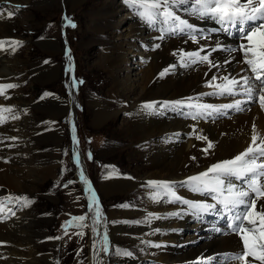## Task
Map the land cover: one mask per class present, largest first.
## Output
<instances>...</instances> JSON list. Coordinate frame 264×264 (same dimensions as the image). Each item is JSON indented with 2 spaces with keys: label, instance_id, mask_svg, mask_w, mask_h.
<instances>
[{
  "label": "bare ground",
  "instance_id": "bare-ground-1",
  "mask_svg": "<svg viewBox=\"0 0 264 264\" xmlns=\"http://www.w3.org/2000/svg\"><path fill=\"white\" fill-rule=\"evenodd\" d=\"M83 1L71 0L67 5L75 7ZM121 1L123 7L132 8L141 5L146 10L155 8L165 11L163 16L161 12L159 17L151 18L149 25L143 23H147L148 19L139 23L135 15H133L135 18L125 15L128 18L126 20V17H123L125 25L121 27L122 31L118 36L120 44L114 49L118 50L117 54L109 53L107 50L102 58V65H105L107 70L112 71L118 64H122L120 56L125 53L124 39L129 37L141 40L147 45L148 51L154 46H160V49H155L153 53L142 52L143 55L145 54V61L149 60V64L147 66L145 64L146 69L141 79L138 69L134 80L111 76L115 81L109 93L115 95L127 92L138 98L145 95V87L149 85L150 77H153L154 71L157 70L158 62L169 63L170 71L164 75V80L158 77L160 82L153 83V88L150 89V93L148 92L150 95L146 96L148 98L141 100L145 103L147 100L158 98V101L144 105L148 108L146 111L148 117H144L138 123H131L127 128L128 134L133 137L148 138L149 145L157 148L149 160L150 165L143 169L142 175L149 176V179L145 177L139 180L142 183H149L146 187L158 188L162 197H156L150 204L148 202L146 209L148 213L151 212L149 216H152L148 234L154 237L153 241L159 243V249H166L165 253L161 251L155 253L157 261L160 264L170 262L172 264H243L244 261H248L247 264H264V207L261 206V203L264 204V177L259 176V173L248 177L242 174L249 166L264 164V114L259 102L252 100L251 96L246 106L237 107L242 100L233 101L230 98L231 94H228L236 84L242 89L237 93L238 95L242 92L249 94L244 90L253 83L252 78L247 82L250 77L249 63L254 61L259 68L264 67V0H215L210 7L208 3L211 0ZM113 6L114 13H111V8V10L104 8L93 15L92 26L98 27L95 28L97 31H105L106 26L109 25L108 20L122 7L116 2ZM239 11H245V15L239 17ZM252 12H255L253 17L250 15ZM225 13H229V16L223 18ZM137 16L142 20L140 12ZM96 20L102 25L95 24ZM179 22L184 23L187 29L184 39L171 36V33L178 31L176 25ZM2 24L5 25V22L0 21V31ZM184 26L181 25V29ZM171 28L173 30L168 35L166 32ZM4 43L0 40V56L4 54ZM54 51L53 45L47 48L49 56L54 55ZM0 61V71L8 69L10 64L6 62V58L1 56ZM47 66L48 68H35L37 73L43 75L42 83L52 82L55 77L54 66L50 62ZM9 73L0 72V76L6 77ZM262 96L261 94L260 97ZM1 99L2 96H0V105H2ZM21 99L22 96L17 95L14 102L18 103ZM42 102L54 106L53 111L46 112L48 117L45 127L43 126L52 144L53 162L51 167L42 170V175L48 172L52 176L55 173L56 147L60 139V130L56 122L60 115H68L71 103L69 105L67 103L65 107L55 96H49ZM102 107L100 106L95 115L96 124L106 118L105 108ZM180 109L190 120L197 119L196 125L202 128L179 120L170 122L164 120ZM186 110H193L203 115L213 110H220L221 114L212 122L210 119H200L196 115L188 114ZM228 110H235L239 114L236 115L235 111L234 114H229L226 112ZM139 123L141 131L138 130ZM3 125L0 120V129L8 135L12 131L10 125L2 127ZM194 132L205 138L201 145L196 144V139L200 140L201 137H195ZM11 149L13 148L8 145V141L3 137L0 138V195L9 194L13 190L17 191L29 185L25 180L28 177L26 167H29V164H26L24 153ZM74 154L80 162L79 169L83 171L79 150L74 151ZM163 166L171 168L169 174L164 176L166 180L157 178ZM262 173L264 175V170ZM103 181L102 190L107 193L122 188L126 190V187L133 186V181L120 179L117 175H107ZM156 182H159L158 186L155 185ZM179 194L182 197H179ZM174 216H176L175 220ZM225 218L238 221L239 233L236 235L230 233L231 230L226 227L230 220ZM23 219L18 216L13 221L16 222L17 229L26 234V238L23 236V238H14L15 231L9 230L13 228L12 224L7 226L8 229L0 225L5 235L3 239L11 243V246L0 253V264H38L35 258L37 253L34 252L29 237L30 229L24 228ZM105 219L106 216L97 210L98 239L91 264H102ZM186 224L191 226L188 227ZM173 228H178V231L172 230ZM199 228L204 229L203 236H199L200 240L197 243L199 245L185 248V243L196 242L191 232L195 233ZM254 230L259 233L258 242L249 235ZM183 231L184 235L181 237L169 234L170 232L182 234ZM171 244L176 246V249L168 248ZM243 245L248 247L257 259L249 260V257H244ZM175 251L177 254L171 256ZM223 252L224 254L217 255ZM150 255L152 254H147V257ZM239 256L241 261H230ZM182 260L187 261L182 262ZM126 262L135 264L136 261L127 258Z\"/></svg>",
  "mask_w": 264,
  "mask_h": 264
},
{
  "label": "rangeland",
  "instance_id": "rangeland-1",
  "mask_svg": "<svg viewBox=\"0 0 264 264\" xmlns=\"http://www.w3.org/2000/svg\"><path fill=\"white\" fill-rule=\"evenodd\" d=\"M70 1L0 0V21L5 22L0 31V40L5 42L4 54L1 56L10 64L8 69L0 71L1 73L10 72L8 76L5 75L6 77L0 76V96L3 97L2 105H0V120L4 124L2 127L10 125L9 128L12 130L5 135L0 129V138L3 137L8 141V145L10 144L13 148L11 150L18 153L23 151L26 164H29V167H26L28 177L25 178L29 185L17 191L13 190L9 194L0 195V225L4 228L12 224L13 228L9 230L15 231L14 238L22 236L26 238V234L17 229L16 222L13 221L18 216L24 218L23 226L30 229L29 237L32 248L37 253L35 258L38 264H91L93 250L97 245L96 239H98V220L84 183H81L77 177L79 172L73 158V138L69 118L70 111H73L81 147L78 155L85 165L88 178L100 198L98 203H101L103 214L106 216L103 225L102 264H129L126 262L127 258L134 259L135 264H160L155 253L158 251L165 253L166 249H159V243L153 241L154 237L148 234L152 216H149L151 212L148 213L146 209L148 202L150 204L156 197H162L158 188L146 187L149 183L139 181L147 177L142 175L143 169L150 165L149 160L157 148L149 145L148 138L131 136L127 128L131 123H138L144 117H148L146 112L148 108L144 105L158 101V98L147 100L145 103L141 100L148 98L146 96L150 95L148 92L150 93V89L153 88V83L160 82V79L164 80V75L170 71L169 63L158 62L157 70L154 71L153 77H150L149 85L145 87V95L138 98L127 92L115 95L109 93L115 81L111 76L134 80L138 69L141 79L146 69L145 64L146 66L149 64V60L145 61V54L143 55L142 52L153 53L155 49L159 50L160 46H154L148 51L147 45L141 40L129 37L124 39L125 53L120 56L122 64H118L112 71L107 70L106 66L102 65V58L107 50L109 53L117 54L118 50L114 49L120 44L118 36L122 31L121 27L125 25L123 18L125 15L128 17L135 15L139 23L148 19L147 23H143L149 25V20L159 17L163 10L155 8L146 10L141 5L132 8L123 7L121 0H84L71 8L67 5ZM213 1L215 0L208 3V7ZM114 2L121 4L122 10L119 8V11L117 10L116 14L108 20L107 29L102 31L104 33L97 31L95 28L98 27L92 26L93 15H96L100 9L111 10ZM113 10L111 13L115 12ZM139 12L142 20H139L137 16ZM164 13L165 11L162 12V16ZM128 17L125 19L127 20ZM95 24L100 25L101 22L96 20ZM181 25L185 24L181 22ZM180 26L177 25V28L179 32H182L180 30L186 27L181 29ZM64 40L68 44L74 63L72 73L69 72V57L65 52ZM51 45L55 47V51L54 55L49 56L47 48ZM1 61L5 63L4 60ZM49 62L54 66L53 69H56L55 77L52 82L42 83L43 75L37 73L35 68H48ZM74 70L75 79L77 78L78 82L74 79ZM255 76L256 70L252 71L251 78ZM258 81L257 91L260 92L264 75ZM17 95L22 96V99L15 103L14 98ZM49 96L57 97L65 107L67 103L68 105L71 103V107L68 109V115H60L56 122L60 130V139L56 147L55 173L51 176L45 172L44 177L42 170L51 167L53 162L52 144L43 129L48 117L46 112L54 109L53 105L42 102ZM262 105L264 109V103ZM100 106L105 108L106 118L103 122L96 124L95 115ZM234 111L226 112L234 114ZM182 112L180 109L164 120L168 122L179 120L196 127L198 120L194 118L190 120L187 114ZM186 113L196 115L200 119H210L213 112L203 115L193 110H186ZM235 114L239 113L235 111ZM138 130L141 131L140 123ZM10 134H12L11 137ZM194 134L195 137H201L196 132ZM201 138L196 139V144H202L205 138ZM163 167L160 176L157 177L160 180H166L165 177L171 171V168ZM107 175H117L120 179L133 181V186L126 187V190L122 188L107 193L102 190L103 180ZM155 185L158 186L159 182ZM179 197L182 195L179 194ZM261 206L264 207V204L261 203ZM175 219L176 216H174ZM186 226L191 225L186 224ZM172 230L178 231V228ZM196 230L198 231L195 233L191 232L196 242L185 243V248L199 245L197 244L200 240L199 236H203L204 229ZM0 231L2 232L0 233L1 253L3 249L11 246V243L3 239L5 237L3 229ZM169 234L181 237L184 231L182 234L175 232ZM249 235L258 242L259 233L256 230ZM168 248L173 250L176 246L171 244ZM147 251L153 256L147 257L149 254ZM176 254L175 251L171 256ZM221 254L224 252L217 255ZM255 258L253 254L249 260ZM184 261L187 260H182ZM247 262L244 261L243 264Z\"/></svg>",
  "mask_w": 264,
  "mask_h": 264
},
{
  "label": "water",
  "instance_id": "water-1",
  "mask_svg": "<svg viewBox=\"0 0 264 264\" xmlns=\"http://www.w3.org/2000/svg\"><path fill=\"white\" fill-rule=\"evenodd\" d=\"M64 48H65V51H66V54L68 55L69 57V72L72 73L73 71V59H72V56H71V52L69 50V47H68V44L66 43V41L64 40ZM71 91V89H70ZM72 118L74 119V113L73 111L71 112V120H70V123H72L74 125V122H75V119L72 120ZM74 146L78 147L77 143L74 142ZM85 180L87 181V179L85 178ZM92 202H93V206H94V209L95 211H97L99 208V203H98V200H97V197L95 194L92 195Z\"/></svg>",
  "mask_w": 264,
  "mask_h": 264
}]
</instances>
